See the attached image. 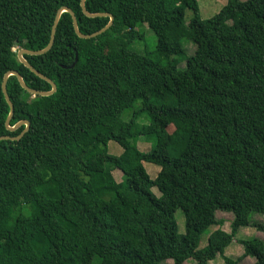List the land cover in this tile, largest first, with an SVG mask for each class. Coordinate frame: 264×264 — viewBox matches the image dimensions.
<instances>
[{
    "label": "trees",
    "instance_id": "obj_1",
    "mask_svg": "<svg viewBox=\"0 0 264 264\" xmlns=\"http://www.w3.org/2000/svg\"><path fill=\"white\" fill-rule=\"evenodd\" d=\"M63 7L83 34L110 22L85 16L81 0H0V137L26 128H6L8 72L52 90L18 52L45 49ZM86 8L112 14L113 26L84 40L64 12L52 49L25 55L55 82V94L33 96L17 77L8 80L10 124L29 121L30 129L19 141H0V264H210L218 256L238 264L225 252L239 231L264 233L252 217H264V0H229L206 22L198 0H87ZM187 10L194 14L188 24ZM140 25L155 33L156 51L133 49ZM184 41L196 46L194 55ZM137 100L142 107L125 120ZM143 117L148 124L138 122ZM152 136V150L141 151L139 139ZM111 141L121 156L109 154ZM144 163L161 168L155 180ZM219 211L234 214L231 232ZM239 242L244 257L264 264L263 240Z\"/></svg>",
    "mask_w": 264,
    "mask_h": 264
},
{
    "label": "rangeland",
    "instance_id": "obj_2",
    "mask_svg": "<svg viewBox=\"0 0 264 264\" xmlns=\"http://www.w3.org/2000/svg\"><path fill=\"white\" fill-rule=\"evenodd\" d=\"M229 0H198L199 8H200V16L203 22H206L210 20L212 17L217 15L223 7L228 3ZM245 1V0H244ZM194 14L192 10L186 11V23L188 24L191 19L193 18ZM142 36V38L138 41H136L133 44V49L137 51L138 53L144 54L145 52L152 53L156 51L157 48V37L155 33L149 29L148 25H140L137 29ZM183 45L188 53V56L194 55L196 51V46L193 45L190 42L184 41ZM18 49H15V52H18ZM186 67V63H183L181 65V69H184ZM142 107V101L137 100L135 102V105L127 110L124 114V119L129 121L135 111L139 110ZM140 124H148V120L143 117L138 120ZM156 144V137L152 136L150 137L149 141L146 140L145 137H142L139 139L137 146L138 148L143 152H149L152 150L153 146ZM108 152L111 155L114 156H121L124 152V149L115 141H111L108 145ZM144 166L151 177L152 180H155L161 171V168L155 164L152 163H144ZM108 169H113L114 167L112 165H107ZM113 175L115 179L118 182L123 181V174L119 170H114ZM152 192L157 196L161 197V192L157 187H154L152 189ZM218 219H221L224 221L223 229L227 232H231V223L234 220L235 216L232 213H225L219 211L217 213ZM177 224H178V230L179 234L183 235L186 232V219L185 215L182 212V210H178L175 214ZM254 220L258 222L264 223V217L258 214H253ZM218 227L213 226L211 227L202 237H201V243H200V249L205 248L208 245V239L211 233H213L215 230H217ZM261 239L264 241V233L256 230L255 228H242L239 233L237 234L235 241L226 249L225 255L232 260H239L238 264H254L255 259L251 257H244V247L240 244V240H249V239ZM99 261L95 259L93 264H98ZM166 264H174L172 260L166 261ZM185 264H198L194 260H189ZM210 264H226L223 257L218 256L214 261L210 262Z\"/></svg>",
    "mask_w": 264,
    "mask_h": 264
},
{
    "label": "water",
    "instance_id": "obj_3",
    "mask_svg": "<svg viewBox=\"0 0 264 264\" xmlns=\"http://www.w3.org/2000/svg\"><path fill=\"white\" fill-rule=\"evenodd\" d=\"M86 2L87 0H81V8H82V11L84 13L85 16H87L88 18H97V17H108L110 18V22L109 24L103 28L102 30L100 31H97L93 34H90V35H87V34H83L80 29H79V23H78V19H77V16L76 14L74 13L73 10H71L70 8L68 7H63L61 9H59L58 13H57V16L55 18V22H54V26H53V30H52V35H51V40H50V43L49 45L43 49V50H38V51H31V50H26V49H22L18 52V59L19 61L24 64L31 72H33L36 76H38L39 78L45 80L46 82H48L51 87H52V90L49 91V92H43V91H38V90H35L31 87H29L26 82L24 81V78L21 76V74L17 71H10L8 72L5 77H4V80H3V84H2V90H3V93H4V96L6 98V101L8 103V105L10 106V114H9V117L6 121V128L11 131V132H14L16 130H18L19 128H21L22 126H25V130L20 134V136L18 137H15V138H12V137H8V136H4V137H0V141H3V140H11V141H19L21 140L25 134L29 131L30 129V122L29 121H21L19 122L18 124H16L14 127L11 126V120L14 116V112H15V107H14V104L8 94V90H7V84H8V80L10 77L14 76V77H17L21 87L26 91L28 92L29 94H32L33 96H42V97H49V96H52L53 94L56 93L57 91V85L55 84V82H53L50 78L46 77L45 75H43L41 72H39L38 70H36L26 59H25V55H29V56H41V55H44V54H47L53 47L54 43H55V39H56V32H57V27H58V24H59V21H60V18H61V15L66 12V13H69L72 17V20H73V26H74V30L77 34V36L81 39H84V40H91V39H94V38H97L99 36H101L102 34H104L105 32H107L114 24V16L110 13H90L87 8H86ZM78 53H76V60L74 62V64L72 65V67H74L76 65V63L78 62Z\"/></svg>",
    "mask_w": 264,
    "mask_h": 264
},
{
    "label": "crops",
    "instance_id": "obj_4",
    "mask_svg": "<svg viewBox=\"0 0 264 264\" xmlns=\"http://www.w3.org/2000/svg\"><path fill=\"white\" fill-rule=\"evenodd\" d=\"M246 1V0H245Z\"/></svg>",
    "mask_w": 264,
    "mask_h": 264
}]
</instances>
